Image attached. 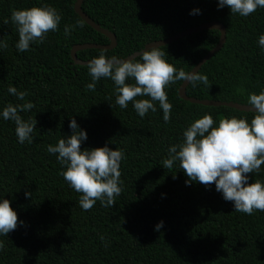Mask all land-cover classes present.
I'll return each mask as SVG.
<instances>
[{
    "label": "trees",
    "instance_id": "obj_1",
    "mask_svg": "<svg viewBox=\"0 0 264 264\" xmlns=\"http://www.w3.org/2000/svg\"><path fill=\"white\" fill-rule=\"evenodd\" d=\"M76 1L0 0V41L8 45L0 48V200L10 201L20 221L8 236L0 235V264H264V212H236L215 184L186 183L178 161L170 170L163 167L168 149L183 143V132L196 119L209 114L215 127L222 117L247 118L250 123L254 113L184 101L179 92L185 81L165 89L172 105L167 122L158 101L153 102L156 111L144 117L131 102L119 107L110 78L95 81V90H88L93 80L87 66L72 60L71 50L85 44L108 46L111 40L76 14ZM34 6L55 8L61 20L57 31L20 52L11 13ZM82 10L117 35L118 47L105 56L119 60L150 43L221 22L228 31L227 43L200 72L208 84L190 85L188 95L248 105L250 94L264 90V48L258 42L264 35V8L241 17L227 6L218 7V0H85ZM77 21L83 27L66 36L65 26ZM220 39L219 31H206L160 50L177 70L191 73ZM100 52L78 55L90 61ZM9 87L25 92L24 100L9 93ZM28 102L34 107L19 115L37 123L32 143H20L14 121L4 120L2 111L9 103ZM73 118L87 133L81 150L107 145L124 154L122 192L112 207L97 201L91 210H83L81 194L60 174L66 166L58 162V154L47 151L72 134ZM248 175V183L264 182V165ZM161 221V229L154 230Z\"/></svg>",
    "mask_w": 264,
    "mask_h": 264
},
{
    "label": "clouds",
    "instance_id": "obj_2",
    "mask_svg": "<svg viewBox=\"0 0 264 264\" xmlns=\"http://www.w3.org/2000/svg\"><path fill=\"white\" fill-rule=\"evenodd\" d=\"M225 6L231 14L247 17L258 7L264 8V0H218V7ZM60 20L61 16L53 7L13 10L11 21L18 30V51L26 52L31 42H42L47 33L57 31ZM74 27L82 28L83 22L66 25L65 35H70ZM258 42L264 48V35L259 37ZM7 47L6 42L0 41V48ZM106 51L102 49L99 56L88 62L87 69L93 83L88 84L87 89L94 91L95 81L110 78L116 85V104L127 108L131 102L141 117L149 110L155 112L153 102L158 101L163 119L169 121L172 105L168 102L165 89L177 81H188L192 87L198 83L208 84L207 75L199 71L188 73L182 68L177 70L164 58L165 52L158 46L140 52V60L109 59L105 56ZM129 80L134 83H128ZM8 92L19 100H24L26 96L25 92H18L15 87H9ZM247 103L254 113L250 123L247 118L222 117L214 127L216 122L209 114L192 122L183 132V143L168 149L169 157L163 161V167L170 170L178 161L179 169L188 177L186 183L197 181L206 187L215 184L216 191L222 193L225 201L233 203L236 212L251 215L254 211L264 212V182L256 180L248 183V174L259 172L264 165V90L259 94H250ZM33 107L34 104L28 102L19 105L9 103L3 108L2 117L14 121L20 143L33 141L32 133L37 121H25L19 115V112ZM69 127L73 130L72 134L59 139L55 146L50 144L47 151L58 154V162L66 166L60 174L71 188L81 194L79 205L83 210H91L97 201L103 207H112L116 203L115 198L122 192L120 162L124 158L123 152L107 145L81 150V142L87 139L86 131L79 129L74 118L70 120ZM25 195L30 197L31 193L26 192ZM19 223L10 201L0 200V235L8 236ZM162 225L163 221L159 222L154 230L159 231ZM3 247L0 241V250Z\"/></svg>",
    "mask_w": 264,
    "mask_h": 264
},
{
    "label": "water",
    "instance_id": "obj_3",
    "mask_svg": "<svg viewBox=\"0 0 264 264\" xmlns=\"http://www.w3.org/2000/svg\"><path fill=\"white\" fill-rule=\"evenodd\" d=\"M85 0H77L74 6V10L76 12V14L91 28H93L94 30L102 33L103 35H105L106 37H108L111 40V44L108 46H102V45H97V44H85V45H76L72 48L71 50V58L72 60H74L76 65L79 66H87L89 61H83L81 59H79V53L81 51H86V50H102V49H106L107 51H111L114 50L118 47L119 41H118V37L117 35H115L114 33L110 32L107 29H103L100 25H97L96 23H94L87 14H85L82 10L83 4H84ZM219 31L221 33V39L219 44L217 45V47L211 51L192 71H199V73L202 71L203 67L206 66L218 53H220L222 51V49L225 47L226 43H227V36H228V31L227 28L224 24H222L221 22H211V23H206L204 25H201L199 27H195V28H191L187 31H184L182 33L177 34L174 37H171L169 39L166 40H162V41H157L154 43H150L146 46V48L144 50L150 49L151 47H156L158 46L160 49L170 46L176 42H179L180 40H183L185 38H188L190 36L199 34L201 32H206V31ZM143 51V50H142ZM140 51V52H142ZM137 52L134 55L130 56L127 59L130 58H134V59H139V53ZM125 60V59H124ZM191 84H188V81H185L183 83V85L180 88V97L187 102H190L192 104H198V105H202V106H206V107H228V108H233L236 109L238 111H242V112H246V113H253L252 111H250V106L249 105H241V104H237V103H228V102H219V101H203V100H199L196 98H192L188 95V88L190 87Z\"/></svg>",
    "mask_w": 264,
    "mask_h": 264
}]
</instances>
